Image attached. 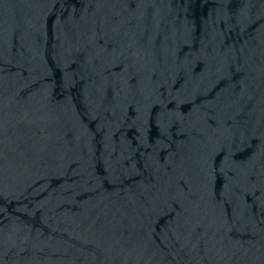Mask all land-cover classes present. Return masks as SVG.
I'll return each mask as SVG.
<instances>
[{"label":"water","instance_id":"95a60500","mask_svg":"<svg viewBox=\"0 0 264 264\" xmlns=\"http://www.w3.org/2000/svg\"><path fill=\"white\" fill-rule=\"evenodd\" d=\"M0 264H264V0H0Z\"/></svg>","mask_w":264,"mask_h":264}]
</instances>
